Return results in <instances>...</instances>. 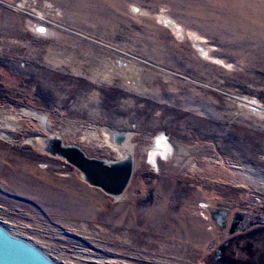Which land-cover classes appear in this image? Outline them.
Here are the masks:
<instances>
[{
	"label": "rangeland",
	"instance_id": "obj_1",
	"mask_svg": "<svg viewBox=\"0 0 264 264\" xmlns=\"http://www.w3.org/2000/svg\"><path fill=\"white\" fill-rule=\"evenodd\" d=\"M31 112L87 156L123 132L121 194L40 152ZM1 121L0 224L57 264H264V0H0Z\"/></svg>",
	"mask_w": 264,
	"mask_h": 264
},
{
	"label": "water",
	"instance_id": "obj_2",
	"mask_svg": "<svg viewBox=\"0 0 264 264\" xmlns=\"http://www.w3.org/2000/svg\"><path fill=\"white\" fill-rule=\"evenodd\" d=\"M168 22V21H167ZM38 119V115L31 112ZM43 136L32 138L31 143L42 153L60 158L77 170L79 177L88 185L99 188L116 199L125 188L132 168V157L124 147V133L103 129L105 142L116 149L115 158L105 159L87 156L74 144H63L59 135L49 132L35 121ZM0 264H57L42 249L24 237L9 231L0 224Z\"/></svg>",
	"mask_w": 264,
	"mask_h": 264
},
{
	"label": "bare ground",
	"instance_id": "obj_3",
	"mask_svg": "<svg viewBox=\"0 0 264 264\" xmlns=\"http://www.w3.org/2000/svg\"><path fill=\"white\" fill-rule=\"evenodd\" d=\"M132 11H133V13L134 14H137V13H139L140 12V10H138V8L137 7H135V6H133L132 7ZM31 17H33V21L31 22V23H35L36 22V20H34V18L36 17V18H42V15H41V13H36V15H32ZM36 24V23H35ZM134 71L132 70V66H126L125 68L123 67V68H120L119 69V76H121L122 77V79L124 80V81H126V80H132L133 78H134ZM163 88V87H162ZM173 88V87H172ZM157 90H159V93H160V95L161 94H163L162 92V89L160 88V89H158V88H152L151 89V91L153 92V93H150V95L151 94H156V92H157ZM171 90V89H170ZM26 111V110H25ZM26 115V114H25ZM33 115V114H32ZM28 116V115H27ZM29 117V116H28ZM31 118V117H30ZM38 119H39V117H38ZM37 119V120H38ZM10 125V126H9ZM10 127V130H13L15 127H14V125H12L11 123H6V122H0V128H2V127ZM0 137L1 138H3V139H8L7 138V135L6 134H3V133H0ZM94 140H95V136L93 135V134H89V137H88V140L85 142V144L89 147V146H93V147H95V146H97V142L95 141L94 142ZM109 149H107V151H108ZM68 197V199L70 200L69 201V204L67 205V206H62V205H58L57 204V208H56V204L54 203V204H51L50 203V201H53L52 199H54L55 200V196H51V200H49V199H47V200H49V208L51 209V210H53L54 212H56V213H60V214H68V212L69 211H73L74 209L72 208L74 205H76L77 203L79 204V202H78V200L77 199H74V197H72V196H67ZM53 202H55V201H53ZM67 204V203H66ZM76 210V209H75ZM75 214L76 215H79V216H81L82 215V212H79V211H76L75 212ZM84 216V215H83Z\"/></svg>",
	"mask_w": 264,
	"mask_h": 264
},
{
	"label": "clouds",
	"instance_id": "obj_4",
	"mask_svg": "<svg viewBox=\"0 0 264 264\" xmlns=\"http://www.w3.org/2000/svg\"><path fill=\"white\" fill-rule=\"evenodd\" d=\"M173 148L164 133H159L152 138L151 143L145 147L146 163L152 171L159 174L158 161L166 162L171 159Z\"/></svg>",
	"mask_w": 264,
	"mask_h": 264
},
{
	"label": "built area",
	"instance_id": "obj_5",
	"mask_svg": "<svg viewBox=\"0 0 264 264\" xmlns=\"http://www.w3.org/2000/svg\"><path fill=\"white\" fill-rule=\"evenodd\" d=\"M35 26V29L37 30V31H39V32H43L44 30L41 28L42 26L40 25V26H38V27H36L37 25H34ZM33 26V27H34ZM41 28V29H40Z\"/></svg>",
	"mask_w": 264,
	"mask_h": 264
},
{
	"label": "flooded vegetation",
	"instance_id": "obj_6",
	"mask_svg": "<svg viewBox=\"0 0 264 264\" xmlns=\"http://www.w3.org/2000/svg\"><path fill=\"white\" fill-rule=\"evenodd\" d=\"M234 227H235L236 229H243V226H241L240 223H239V224L237 223V225H234Z\"/></svg>",
	"mask_w": 264,
	"mask_h": 264
}]
</instances>
